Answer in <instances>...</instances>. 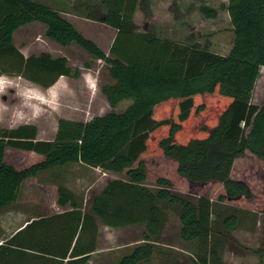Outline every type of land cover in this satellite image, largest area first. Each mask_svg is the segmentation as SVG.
Here are the masks:
<instances>
[{"label":"trees","instance_id":"16d2710c","mask_svg":"<svg viewBox=\"0 0 264 264\" xmlns=\"http://www.w3.org/2000/svg\"><path fill=\"white\" fill-rule=\"evenodd\" d=\"M100 7L104 11L86 9V19L116 31L110 57L58 11L31 0H0V74L23 77L43 89L71 75L64 57L40 53L25 58L15 49L13 33L38 22L45 26L47 39L61 47L75 44L109 66L113 83L100 92L111 109L130 102L122 112L110 111L87 122L59 119L51 141L37 140L36 128L29 125L2 132L0 209L16 201L22 183L33 186L39 172L67 164L99 169L125 180L109 181L90 199L87 212L70 191L55 189L50 197L54 205L44 207L48 213L64 212L74 230L63 253L46 257L33 251L42 264H86L95 251V218L109 228L144 224L142 243L115 264L148 263L161 234L159 203L179 207V237L195 244L193 264H223L212 241L217 220L213 204L228 203L264 215V104L258 108L251 103L264 68V0L227 1L233 43L226 56L153 36L140 20L159 18L149 0H101ZM168 9L173 18H180L175 4ZM197 10L205 18L216 16L204 5ZM72 76L77 78L79 72ZM28 154L37 160L27 162ZM238 164L247 165L242 173L235 172ZM247 173L261 186L254 189L248 176L243 181L241 175ZM145 182L154 183V188ZM173 189L199 197L191 203ZM35 222L0 247H21L13 239ZM235 224L233 216L224 217L223 231H233Z\"/></svg>","mask_w":264,"mask_h":264},{"label":"rangeland","instance_id":"374dc122","mask_svg":"<svg viewBox=\"0 0 264 264\" xmlns=\"http://www.w3.org/2000/svg\"><path fill=\"white\" fill-rule=\"evenodd\" d=\"M31 1L58 11L62 18L68 22H72L73 25L75 23V26L83 32L84 35L80 33L85 38L93 41L106 57H110L108 55L109 44L114 31L98 22H91L86 19V15L88 14L86 9L98 7L101 11H104L100 7L101 0ZM151 1L152 5L156 6L155 15H159V18H141L140 20L141 24L153 36L181 45H198L200 49H206L213 54L221 56H226L229 53L233 43V30L225 10L228 0H205L202 2L196 0ZM162 3H166L167 5L162 6ZM170 3L175 4L180 13L178 20L173 18L172 13L169 14L168 12V5ZM157 4H159V8ZM200 5L214 9L216 16L214 18H205L197 10ZM190 6H193V8L188 11ZM44 32L45 26L41 23L33 22L26 24L13 33V45L25 58L31 55L36 56L40 53H46L52 58H66L67 65L71 69V75L59 77L56 82L61 80V86L57 90L49 91L50 87L43 89L23 77L14 74H0V134L23 125H29L36 128L37 140L51 141L55 137L56 125L59 119L87 122L94 116H102L110 111L122 112L130 104L127 103L129 101H124L125 104H119L115 109H111L108 106L104 96L100 92L102 86L113 83L108 74L109 66L105 62L92 57L75 44L61 47L47 39L44 36ZM75 70L79 72L77 78L72 76ZM251 103L258 108H261L264 104V68L260 69ZM190 126L192 127L193 125L190 124ZM248 131L249 128L245 129V134ZM36 160V155L28 154L27 162H35ZM246 163L249 172V161H246ZM77 165H71L73 168L72 171H69V174L72 175L71 177L67 179L64 176L63 178H66L69 182L74 181V183H78L76 178L86 172L85 168H81L83 167L82 165ZM245 165L238 164L235 172L242 173V166L244 167ZM63 173V170L60 168L59 170H54V172L48 170L40 173L35 178L37 181L42 175L44 177L33 186L22 183L18 189V202L23 203L27 201L32 208H29L31 209V214L41 213V208L37 207L40 192H43L45 195L41 187L48 186L45 182L52 181L58 187L59 183L57 182ZM96 173L98 176L103 177V180L110 179L109 174L104 175V172L101 170H97ZM262 175H264L263 172ZM241 176L243 181L244 178L246 181V177L248 176L251 182L253 181L252 185L255 187L254 189L257 186H261V183L259 184L255 181L258 179L250 176V173H247L246 176L244 174ZM116 177L125 180L123 175H116ZM49 185L51 186V184ZM144 185L151 189L154 188V183L152 182H145ZM70 187L77 199H80V196L84 193V188L80 190L75 184ZM173 190L191 203H196L197 197H199V195L192 192ZM79 191L81 194H78ZM88 196L91 197V195ZM39 209L41 211H38ZM88 209V205L82 206V211L87 212ZM159 209L162 216L161 234L156 250L150 261L146 264H193L195 244L189 243L184 245L178 240L177 236L179 207L169 205L168 203H159ZM212 212L219 219L230 215H241L238 216L239 222L236 229L231 231V233L226 234L220 222L214 225L213 231L216 234L218 232L223 233L224 238H226L224 239L221 235H218V237L214 236L213 239L215 241L214 246L220 253L223 264H264V225L259 230L256 229L255 224V220L259 217V214H252L253 216L251 217H254V219L252 218V221L251 219L247 221V215L250 213L248 210L232 206L228 203H214ZM250 227L253 228L251 231L249 230L251 235L245 230V228ZM2 228L4 229V222L0 221V236L4 235ZM47 228L49 226L45 223L35 222L15 237L12 241L13 244L21 245L23 252H19L14 248L0 247V264H42L40 258L32 255L33 251H38V254H40L44 249L46 251L52 250V248L56 251L61 250L62 247L59 245H62V239L60 237L59 239H56V236L54 237L56 241L54 247L48 246L47 248L43 245V241L49 239L48 235H46L49 233L47 232ZM142 229L140 226L108 230L111 231L112 240L109 242L106 250L94 258L93 264H115L122 256L129 254L136 244L141 241L143 235ZM58 240L61 241L59 242ZM175 248L180 249V251H184L183 248H186L187 254L189 253L190 256L179 253ZM163 253L165 254L163 255ZM182 256H185V258L183 259Z\"/></svg>","mask_w":264,"mask_h":264},{"label":"crops","instance_id":"0c3cea01","mask_svg":"<svg viewBox=\"0 0 264 264\" xmlns=\"http://www.w3.org/2000/svg\"><path fill=\"white\" fill-rule=\"evenodd\" d=\"M149 2L152 4L151 0H149ZM89 21H91V20H89ZM91 22H94V21H91ZM70 23L73 25L72 22H70ZM73 26L79 33L81 32L83 34V32L80 29H77V27L75 26V23H74ZM105 27H107V26H105ZM107 28H109V27H107ZM111 30H113L114 33H113L112 38L110 40V44H109L110 46H111V44H112V42L114 40V37L116 35V31L114 29H111ZM61 83H62L61 80L56 82L54 85H52V87L49 88V91L50 90H57L58 87L61 86ZM55 86H57V87H55ZM122 103H124V101L120 102L119 104H122ZM127 103H130V102H127ZM71 165H75V164H67V165L60 166V167H53V168L44 170L42 172H45V171H48V170H50L51 172H54V170H57V169L59 170V168L61 170H63L64 173L62 174V176H60V179L57 182V183H59L58 187H62L64 189H66L67 191H70L74 196H75V194L71 190V187H70L71 185L75 184L78 187V189H80V190H82L84 188L83 195L82 196L79 195L80 199H77V197L75 196L76 201L78 200L77 201L78 205H81L83 207L86 206V205L89 206L90 205V199L92 197H94L95 195L99 194L109 181L118 179L116 177V175H119V174H115V173H111V172H104L103 174L104 175L109 174V178H110V179H104V180H106V181H104L103 177L98 176L97 173L95 174V172H97V170H99V169H94V168L83 166L81 168H83V169L85 168L84 170H85L86 173L82 174L81 176H78L76 178V181L78 183H76V182L74 183V181L69 182L67 179H68V177L72 176L71 174H69V171L73 170ZM42 172H39L36 175V177ZM64 176H66L67 179L63 178ZM43 178L44 177L42 175L41 178L39 177L36 182H39ZM42 183H44V182H42ZM46 183L48 184V186H45V187L42 186L41 187L42 191L45 192V195L43 194V192H40V199H39V201H37V207L41 208V210H42L41 211L39 209L38 211H41V213H39V214H31L30 210L32 208L29 206L28 202L26 201V202H23V203H19L17 199H16L15 202H13L11 204H8L7 206H5V207L0 209V221L4 222V229L2 228V232L4 233V235L0 236V245L2 244V242H4L7 239L13 237L18 232L22 231L31 221H36V223L42 222V223H45L47 226H49V228H47V232H49V233L46 234V235H48L49 239H47L46 241H43L44 242L43 245H45L47 248H48V246H53L54 247V245L56 244L55 243L56 241L54 239L55 236H56V239L57 238L59 239V237L62 239V242H61L62 245H59L60 247H62L61 250L56 251L54 248H52V250L49 249V250L46 251V249H44V251L40 252V254L43 255V256L48 257V256L59 255V254L63 253V251L65 249V246H66V244L68 242L69 235L74 230V223L70 219L69 216L62 214V213H64L62 211H57V212H54V213L53 212L52 213H48L47 212V209L49 208V206L51 207V206L54 205V204H51V203H53V201H51V199H52V194L54 193V191H55V189L57 187H56V184L53 181L52 182H45V184ZM49 184H51V186ZM79 193H80V191L78 192V194ZM88 195H91V197H89ZM50 197H51V199H50ZM45 205H46L47 209L44 207ZM232 206H235V205H232ZM235 207L241 208L239 206H235ZM29 208H31V209H29ZM241 209H243V208H241ZM246 210H248V212H250L247 215L248 216L247 217V221H249V219H251V221H252V218L254 219V217H251V216H253L252 214H255V213L259 214V217H257L256 220H255L256 221L255 224H256V229L260 230V227L264 225V215L261 214L260 212L254 211V210H249V209H246ZM231 216H233L235 218V220H236V224H235V227L233 229V230H235L237 225H238V222H239L238 216H241V215H238V216L237 215H231ZM211 219L214 220L215 219L214 216H212ZM223 219H224V217L222 219L217 218V220L215 222V225L220 222V224L222 226V220ZM95 222H96V226H97V239H96V244H95V251L90 253V258H89V260H88V262L86 264H93L94 258L97 255H99L102 252H104L106 250V247L109 246L108 244L112 240V236H111V233H110L111 231H108V230H119V229L125 228V227H123V228H109V227H106V226L103 225V223L101 222V220L99 218H95ZM140 226H141V228H143L142 229V234L145 233L144 224H137V225H133V226H129V227H140ZM180 228H181V225H180V222H179V215H178V217H177V236H178V240L182 244L187 245V244H189V242L182 241L180 239V237H179ZM251 229H253V228L252 227L245 228L247 233H250L249 230L251 231ZM224 232L226 234L227 233H231V232H227V231H224ZM220 233L221 232H218L216 234V232H214L212 234V241L214 242V244H215V241L213 240L214 236L218 237V235L220 236ZM250 235H251V233H250ZM142 239H143V235H142ZM142 239L136 245H139L140 243H142ZM58 241L60 242L61 240H58ZM47 242H49V244H47ZM12 248H15L17 250L21 249V247H18V246H12ZM175 249L178 250L179 253H183L185 255H189L190 256L189 253L187 254L188 251L186 250V248H183L184 251H180V249H178V248H175ZM182 258L184 259L185 256H182Z\"/></svg>","mask_w":264,"mask_h":264}]
</instances>
